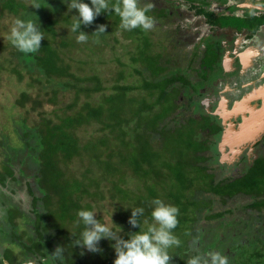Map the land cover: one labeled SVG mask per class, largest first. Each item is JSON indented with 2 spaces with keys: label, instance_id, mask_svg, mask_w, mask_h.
<instances>
[{
  "label": "trees",
  "instance_id": "trees-1",
  "mask_svg": "<svg viewBox=\"0 0 264 264\" xmlns=\"http://www.w3.org/2000/svg\"><path fill=\"white\" fill-rule=\"evenodd\" d=\"M37 5L40 9H35ZM67 11L61 0H0V20L5 15H11L14 20L38 17L45 38L41 48L32 54L19 52L10 41L0 44L1 52L7 50L0 70L19 83L25 81L28 90L16 98L14 105L28 114L37 113V120L31 125L26 117L15 120L18 127L14 130V140L20 142L19 147L11 146L10 138L0 141L7 159L2 164L0 183L5 177L14 178L16 167L21 176L30 170L26 161L12 162L17 154L25 153V160L35 165L31 176L35 183V192L31 194L33 217H27L26 221L33 224L38 238L31 239L30 245L22 242V246L29 251L35 248L47 256L54 251L56 241H63L61 247L71 250L70 261L74 264L80 251L84 252L74 247L83 228L76 225L78 210H93L100 201L116 204V225L122 227L124 235L138 231L127 223L130 209L144 208V215L150 221L152 201L158 198L179 208V223L174 232L181 245L170 250L171 264H186L189 257L202 254L195 245L202 228L200 219L223 216L222 212H204L214 201L199 200L192 195L194 190H213L222 195L229 186L231 194L240 187L236 183L224 188L222 182L215 184L212 179H206L205 169L198 163L192 164L202 158V148L190 145L194 141L193 133L187 130L179 133L177 126L168 128L169 124L165 123L178 99L177 93L172 92L175 82L188 81L161 66L163 55L158 52V42L139 28L129 36L131 31L121 29L120 18L111 12L101 14L92 25H82L81 30L89 37L86 42H77V33L70 30L71 16L76 13L67 14ZM210 23L218 25L216 21ZM100 25L106 26L105 33H94ZM64 29L71 32V40L61 37L57 41ZM118 29L132 43L124 47L131 48L130 62L123 64L115 59L116 69L108 80L99 65L107 41L117 42ZM130 78L139 79L138 85L128 84ZM45 107L51 110L47 112ZM87 128L92 129L88 138L80 135ZM75 163L78 174L73 169ZM127 176L138 184L135 191L125 186ZM19 216L18 211L12 210L9 220L15 221ZM99 247L102 253L90 252L87 262L113 264L115 254L111 253L110 245L101 241ZM233 248H243L248 253L249 260L244 258L245 263L238 261V264L258 259L264 264V244H237Z\"/></svg>",
  "mask_w": 264,
  "mask_h": 264
},
{
  "label": "flooded vegetation",
  "instance_id": "flooded-vegetation-1",
  "mask_svg": "<svg viewBox=\"0 0 264 264\" xmlns=\"http://www.w3.org/2000/svg\"><path fill=\"white\" fill-rule=\"evenodd\" d=\"M149 3L153 5L148 13L154 23L168 20L174 29L183 31L187 27L180 26V20L192 25L198 20V25L184 32L188 38L184 43L166 46V42H159L157 45L163 55L161 66L188 81L175 82L172 92L177 93L178 99L165 123L169 124L168 128H175L174 121L177 129L180 127L179 133L185 130L193 133L194 141L190 145L202 148V158L193 159L192 164L198 163L205 169L206 179H212L215 184L222 182L223 187L238 183L240 189L232 194L230 186L224 187L226 193L222 195L202 189L192 193L199 200L213 199V206L205 207L204 212L223 213L218 219L202 218L205 222L216 221L207 228L202 226L200 236L196 237V248L202 254L210 248L220 251L229 256V264H238L236 254L245 249L233 246L264 244V115L258 117L264 106V0H151ZM212 21L218 25L211 24ZM179 46L190 51L185 71L177 62L169 60V53L173 54ZM171 65L175 66L174 70ZM256 89L258 95H253L248 105L256 112L254 126L241 134L239 126L250 117L243 102ZM13 171L14 178L5 177L0 183V264H60L53 260L51 253L43 256L35 248L29 251L22 246V237L15 229L18 221L28 224L26 218L33 217L31 194L35 192V183L32 178L19 175L17 168ZM21 192L30 197L24 205L15 198ZM216 206L221 209L215 211ZM12 210L20 215L15 221L9 220ZM33 230L30 234L38 238ZM26 239L23 243L30 245L31 239ZM60 243L63 241H56L54 250L63 245ZM15 246L21 248L22 258L13 253ZM63 249L64 264H73L66 248ZM81 253L74 264H90L86 260L90 252ZM258 262L261 264V259Z\"/></svg>",
  "mask_w": 264,
  "mask_h": 264
},
{
  "label": "clouds",
  "instance_id": "clouds-1",
  "mask_svg": "<svg viewBox=\"0 0 264 264\" xmlns=\"http://www.w3.org/2000/svg\"><path fill=\"white\" fill-rule=\"evenodd\" d=\"M67 7V14L75 11L71 16V32L77 33V42H86L89 35L81 30L83 26L92 25L103 13L117 15L120 18L119 27L125 31L135 29L150 30L154 25V19L148 15L153 5L147 3L139 6V0H118L110 4L109 0H61ZM35 9H40L39 5ZM36 16V15H35ZM37 17V16H36ZM106 26L100 25L94 33H105ZM8 39L10 43L23 54L36 53L41 48V42L45 40L41 25L36 20L16 18L10 28ZM150 221L145 217V209L132 208L127 223L135 232L124 235L122 227L116 225L112 216L109 223H102L97 219L94 210L80 209L77 211L76 225L83 226L79 238L75 240L74 247H80L86 252L102 253L99 247L101 241L109 242L114 251L113 264H171L173 255L170 250L178 248L181 240L174 230L179 220V208L166 204L161 199L152 201ZM129 210V209H127ZM125 236L127 238H125ZM84 254L83 252L81 253ZM54 261L64 264V253L61 246H57L50 254ZM186 264H229V256L220 251H208L205 254H196L189 257Z\"/></svg>",
  "mask_w": 264,
  "mask_h": 264
},
{
  "label": "rangeland",
  "instance_id": "rangeland-1",
  "mask_svg": "<svg viewBox=\"0 0 264 264\" xmlns=\"http://www.w3.org/2000/svg\"><path fill=\"white\" fill-rule=\"evenodd\" d=\"M149 2H151V0H139V6H142V4H147ZM191 14H192V12H191ZM197 21L198 20H196L194 22V24L192 25V23H190V22H185L184 20H180L179 25L184 26V24H185V27H187V29H183V31L180 30L179 28L174 29L173 28L174 25H171L170 23H168V20L165 22L159 21L158 23L155 22L153 27L150 30H147V32L149 33L151 39L155 42H158V43L159 42H161V43L166 42L165 43L166 46L170 45V43H172L173 45H176L177 43H184L188 39L185 36L184 32L186 30L190 31L196 25H198ZM13 22H14V18L11 15H5L0 20V44L6 45L9 42L8 35H9V31H10V28H11ZM115 34H116L115 38L117 39V42H115L113 40L107 41V46L105 47V50L103 51V55L101 57V62L99 65L101 72L104 74L105 78L108 80L111 78V73L116 69L115 59H118L119 62H121L123 64H128L130 62L129 61V58H130L129 51L131 50V48H129L130 50L128 48H124L126 45L132 46L130 39L126 38L127 36H124L125 33L123 35V32L119 29L115 32ZM129 36H133L132 31H131ZM61 37H66V38H69L71 40L70 37H72V34L68 29H64V30H61L59 32V36H58L57 41H59ZM170 50H171V48H170ZM189 52H190L189 50H186L182 46L176 47V49L173 51V54L169 53L171 55V58H169V60H172L173 63L177 62L179 64V68H181L183 71H185V69H186L185 62L189 56ZM79 54H80V56H82L83 52H79ZM6 55H7V50L4 49L2 52L0 51V62H3V58ZM170 55L168 57H170ZM0 65H1V63H0ZM169 67H172V70L175 69L174 65H171ZM138 80L139 79H136V78L135 79L130 78L127 82H128V84L138 85ZM25 91L26 92L28 91L26 88V82L25 81H23L22 83H19L8 72H6L4 70H0V141L4 137L10 138L11 139L10 141L12 143V144L10 143V145L14 146V148H17L20 146V142L17 140L16 141L14 140V130H15V127H18V125L15 126V120H17L18 118L26 117V119L28 120V122H27L28 125H31L32 123H34L37 120V113L28 114V113H26V110H22L21 108H18L14 105L16 98L22 92H25ZM30 93L33 94V91ZM132 94L136 95L137 92H134ZM44 110L48 112L51 110V108L45 107ZM243 111H245V110H243ZM173 123L176 127L177 126L176 122L173 121ZM179 129H180V127H179ZM91 130L92 129L87 128V130L85 132L84 131L81 132L80 135L81 136L84 135L85 137L88 138L90 136V134L92 133ZM163 146L165 149L166 148V142H163ZM5 153H6L5 151L0 149V171L2 170V164L4 163V161L5 162L7 161V159L5 158ZM23 155H25V153L17 154L16 158L13 159L12 162L17 163L18 159L21 162L26 161L25 164H27L28 167L31 166L30 170L27 169V172H26L27 175L26 176L28 178H31V176L34 173V169L32 167H34L35 165L33 162H31V160H29V161H27V159L25 160ZM77 166H78L77 163H75L73 165V169L75 170L74 172H76L79 169V167H77ZM78 172L79 171H77L76 173L78 174ZM136 185H138V184L134 181V179L132 177H129V176L126 177L125 186H127L129 189L135 191ZM104 194L106 197L109 196V192L106 188L104 190ZM15 198L17 199V201H19V203L24 205V203H26V201L29 200L30 197L27 196L26 193L21 192L20 194H17ZM25 206H27V204ZM115 207H116V204L110 205L107 201H100L94 205L93 210L97 213V219H101L102 223H109V224H110L111 214L115 211L113 216H112V220L116 224V221H117L116 212L117 211H116ZM214 209L216 211V210H219L221 208L219 206H216V207H214ZM28 221H29V219H28ZM200 221H202L204 223V224L201 223V226L204 225L203 227L207 228L210 225H214V222L216 220H213L210 222H205L204 219H201ZM27 223L28 224H23L21 221H18L17 228L15 229L16 233L20 236V238L22 237V242H26L27 237H29L32 240L33 239L37 240L35 235L32 236L30 234V232H32V230L34 229L33 224H30V222H27ZM221 225L222 224H220L219 227ZM33 232H35V229L33 230ZM8 233H9V229L5 233V239L8 238L7 237ZM106 243L109 245V242L106 241ZM66 250H67V248H66ZM246 252H247L246 250H242L241 252H238L236 254L235 260H237V262L241 261V262L245 263V259L249 260L248 259V253L246 255ZM13 253L16 254L17 258H22L21 255L23 254V252L19 246L17 248L15 246L13 248ZM66 253L68 255H71V250L68 249ZM111 253L114 254V251L112 250V248H111ZM233 262H234V260H233ZM247 263L259 264L258 260L247 261Z\"/></svg>",
  "mask_w": 264,
  "mask_h": 264
},
{
  "label": "water",
  "instance_id": "water-1",
  "mask_svg": "<svg viewBox=\"0 0 264 264\" xmlns=\"http://www.w3.org/2000/svg\"><path fill=\"white\" fill-rule=\"evenodd\" d=\"M257 93L258 95V89H256L255 91H253L249 96H246L245 100H247L246 102H243L244 105H247L246 108H248L247 110H249L250 113V117L247 119H244L245 122L239 126V128L241 129V134L244 133V131H249L248 129H250L252 126H254V121H255V115L254 113L255 110L252 107H248L249 103H250V98L253 97V95H255ZM242 109V108H240ZM264 115V106L262 107V109L259 110L258 112V117ZM223 142H227L226 138H223ZM22 264H37L35 262H29V263H22Z\"/></svg>",
  "mask_w": 264,
  "mask_h": 264
}]
</instances>
